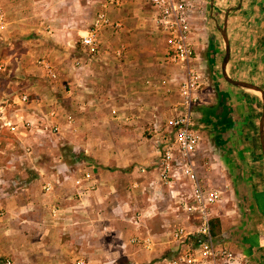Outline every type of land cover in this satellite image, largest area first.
Instances as JSON below:
<instances>
[{
    "label": "crops",
    "instance_id": "0c3cea01",
    "mask_svg": "<svg viewBox=\"0 0 264 264\" xmlns=\"http://www.w3.org/2000/svg\"><path fill=\"white\" fill-rule=\"evenodd\" d=\"M142 1L150 9L146 0ZM225 1V8L224 0L209 1V14L195 21L197 31L191 36L198 56L197 66L204 76L193 116L200 127H207L212 134L208 151L204 133L200 131L202 140L192 164L206 186L221 188L227 182L242 185L245 189L236 199L242 214L245 217L249 213L256 219L261 215L264 223V214L261 213L264 209V200L261 199L264 194V159L259 138L262 95L257 90L234 86L224 78L222 61L226 45L221 33L227 14L229 56L226 74L233 80L256 85L264 91V0ZM32 2L0 0V5L4 9H20L33 7ZM42 2L37 0L34 3ZM45 2L46 6H51ZM134 6V2L121 0L115 11L124 10V16L121 21L115 20L120 27L112 31L115 36L121 34L125 41L146 43L151 36L131 33L129 29L134 21L129 10H134ZM140 23L152 25L150 33L155 31L163 49L152 54L149 50H134L126 42L124 56L113 58L119 63L113 72L117 80L114 88L124 92L119 90L116 95L124 94L125 97L109 101L111 111L98 114V119L131 125L130 132L127 131V139H131L127 142L124 138L121 145L110 146L107 157H101L98 150L83 146L82 151H90L91 156L99 161L95 164L109 167L102 170L91 166L93 188H88L87 181L81 182L80 187L75 184L85 169L79 162L76 165L47 162L34 165L31 171H27L11 160L7 161L3 155L8 152L9 145L4 143L0 128V264L5 260L12 264H75L81 257L88 264H147L174 248L172 233L176 227L192 228L188 213L182 210L177 197L189 193L186 180L179 175L167 187L157 177L161 139L167 136L162 134L170 130L168 123L174 113L173 106L167 111L165 108L177 102L178 93L165 98L167 101L162 103L161 109L165 113L153 110L147 113L143 111L144 106L138 108V99L147 102L148 97L135 90L146 88V80L156 83L163 77L157 61L166 48L152 20ZM232 28L236 30L230 31ZM142 47L146 48L144 44ZM143 54H148L146 59ZM62 61L64 56H60L55 64ZM224 110L231 118L227 128L218 124L220 119L217 116ZM76 116L79 121L89 119L87 114ZM0 118L3 119L4 115ZM143 122L150 125L148 140L143 136ZM205 157L204 161L208 163H200L199 159ZM142 168L145 169L143 173L140 172ZM234 168L239 169V174L235 171L228 180L226 172ZM14 170H18L15 172L19 176L12 177ZM11 182L15 188L10 187ZM47 183L51 188L45 192L42 187ZM233 198L234 195L228 196L230 202ZM138 211L139 215L136 214ZM218 216L221 226L218 240L244 255L249 262L253 259L256 264H264V245L250 249L244 243L250 237L262 241L264 230H261L259 220L257 224L244 222L232 233H227L224 232V209ZM244 226H250L251 230L241 236ZM145 240L151 242L149 246Z\"/></svg>",
    "mask_w": 264,
    "mask_h": 264
},
{
    "label": "rangeland",
    "instance_id": "374dc122",
    "mask_svg": "<svg viewBox=\"0 0 264 264\" xmlns=\"http://www.w3.org/2000/svg\"><path fill=\"white\" fill-rule=\"evenodd\" d=\"M26 1L32 2L33 0ZM43 1L41 4L32 2L33 7L30 8H3L6 28L0 31V63L4 66V70L0 71V110H2L0 115H4V118L0 121V128L3 131L4 143L9 145L8 152L3 155L4 159L7 157V161L11 160L12 163L18 164L20 168L27 171H31L30 168L34 165H43L47 162H64L70 165H76L79 162L82 167L95 165L104 170L109 167L103 166L102 163L95 164L98 160L91 156L90 151H82V148L85 146L98 150L101 152V157H107L110 155L108 153L110 146L116 143L121 145V140L129 137L128 132L132 128L131 125L108 119L100 121L98 114L111 111L109 101H113L112 99L125 97L124 94L116 95L120 89L114 88L117 80L113 72L116 70L115 65L119 63L113 58L118 59L124 56L127 49L126 42L134 50L135 48L142 51L149 50L152 54L163 49L161 41H157L155 31L150 33L149 27L152 25L144 26L140 23H150L151 9L147 8L142 0H127L136 5L133 7L134 10L132 8L129 10V15L134 20L129 27L130 32L151 36L146 43L134 40L125 41L121 34L116 35L117 37L113 34L112 26H105L100 31V54L95 58H89L82 50L80 38L91 28L96 15L101 10V0ZM45 1L51 6H46ZM209 1L195 0L194 23L201 20L199 17L203 18L209 14ZM226 5L224 0V8ZM115 9L114 6L105 8L107 18L112 24L115 20L121 21L124 16V10L119 12ZM235 30L236 28H232L230 31ZM142 44L146 46L145 49ZM116 50H121L120 56L115 55ZM146 55L148 54H143L145 59ZM60 56H64V61L57 65L55 61H59ZM158 58L161 76L172 78L181 73L175 66L160 65L161 55ZM41 60L50 64L55 72V78L49 77L43 71L39 64ZM177 88V85H170L168 92L148 86L144 89L137 88L135 90L137 94L144 93L148 97L147 102H141L138 99V108L141 109L144 106L143 111L147 113L151 110L165 113L175 103L167 105L165 112L161 110L162 103L167 101L165 98L171 97L174 93L177 94ZM120 92L124 93L123 90ZM22 94L28 95L27 104L19 106L16 103L15 105L13 100ZM99 102L103 103L99 104ZM51 108L56 111L55 120L48 115ZM16 109L18 112L14 115ZM78 114H87L89 119L79 121L76 116ZM68 115L72 117L71 123L66 120ZM4 123L10 126H3ZM142 126L143 136L148 140L150 125L148 122H143ZM201 130L209 151L208 147L212 144L211 131L207 127H201ZM130 139H127V142ZM205 159L206 157L199 159V162L208 163L204 161ZM262 166L264 169L263 160ZM15 171L18 170L13 171L12 177L19 176V173ZM144 171L145 169H140L141 173ZM235 171L239 174V169L235 168L226 172L228 180ZM9 179L12 180L11 174ZM45 185L43 184V187ZM10 187L15 188L16 186L11 182ZM221 188L224 190V200L215 208L213 220L219 221L218 215H221L224 209V232L232 233L236 226H241L240 224L243 225L244 222L257 224L258 220L262 224L261 230L263 231L264 223L261 215L258 216L259 219L251 218L249 213L244 217L243 211L238 207L239 193L245 188L229 182L221 185ZM229 195L235 196L232 202L228 200ZM261 197L264 200V194ZM220 228L219 221V226L215 229L217 235L220 233ZM249 228L250 226H244L241 236L250 233ZM250 264L256 263L251 259Z\"/></svg>",
    "mask_w": 264,
    "mask_h": 264
},
{
    "label": "built area",
    "instance_id": "2783aa9c",
    "mask_svg": "<svg viewBox=\"0 0 264 264\" xmlns=\"http://www.w3.org/2000/svg\"><path fill=\"white\" fill-rule=\"evenodd\" d=\"M101 10L96 15L91 28L81 36L80 44L83 52L89 58L100 54V31L105 26L118 28L119 24H112L106 15L105 8L117 7L121 0H101ZM151 9V19L154 27L159 31L165 43L164 55L160 58V65H172L181 71V75L166 78L161 77L156 83L146 80L145 84L153 89L170 91V85H177L178 100L173 105L172 117L168 123L169 131L162 135L161 150L158 156L157 177L163 185L169 187L179 175L186 180L189 186L188 194H179V204L185 210L189 221L192 223L190 230L184 226L176 227L172 233L175 241L174 248L165 255L155 258L147 264H250L249 260L241 253L231 249L220 242L211 232V220L214 207L223 201L224 190L219 187L206 186L194 169L192 160L200 146L202 137L201 127L195 122L193 110L199 102V91L204 84V76L197 66L198 56L191 41L194 31L193 14L195 0H146ZM6 28L3 7L0 5V31ZM121 50H116L115 55L120 56ZM41 68L51 78L55 72L44 60L39 62ZM4 70L0 63V71ZM13 100L16 105L28 102V95L22 94ZM17 101V102H16ZM2 113V110H0ZM48 115L56 119V111L50 109ZM68 123L72 117H66ZM0 121H3L0 118ZM4 125L10 126L8 123ZM87 181L88 188H93V173L91 167H85L80 179L75 184L80 187L81 182ZM44 191L50 190L47 183ZM144 243L149 246L150 241ZM3 264H12L5 260ZM75 264H88L83 257L78 258Z\"/></svg>",
    "mask_w": 264,
    "mask_h": 264
},
{
    "label": "water",
    "instance_id": "95a60500",
    "mask_svg": "<svg viewBox=\"0 0 264 264\" xmlns=\"http://www.w3.org/2000/svg\"><path fill=\"white\" fill-rule=\"evenodd\" d=\"M226 18H227V14L224 20V24L222 27V31L221 33L224 36V40H225V53H224V58L222 61V74L224 75V78L232 85L237 86V87H241V88H250L253 90H257L261 93L262 95V111H261V116H260V120H259V138H260V144H261V149H262V155H263V159H264V91L259 88L256 85L244 82V81H239V80H233L232 78H230L226 72H225V66H226V62L228 60V56H229V45H228V41H227V37H226Z\"/></svg>",
    "mask_w": 264,
    "mask_h": 264
},
{
    "label": "trees",
    "instance_id": "16d2710c",
    "mask_svg": "<svg viewBox=\"0 0 264 264\" xmlns=\"http://www.w3.org/2000/svg\"><path fill=\"white\" fill-rule=\"evenodd\" d=\"M212 113H214V112H212ZM204 114H205V112H204ZM229 114L230 113L227 110L222 111L217 116V118L220 119V121L218 120V124H224V128H227L228 124L231 122V118H230ZM261 213L264 214V209L263 208L261 209ZM210 226H211L212 234L217 236L215 229L219 226V221L217 219H215V220L212 219ZM261 240L262 241H260V239H257L256 237H250V238H247L244 241V243L248 244L250 249H254V248H259L262 245H264V237H262Z\"/></svg>",
    "mask_w": 264,
    "mask_h": 264
}]
</instances>
